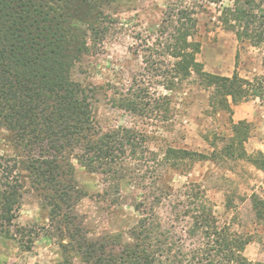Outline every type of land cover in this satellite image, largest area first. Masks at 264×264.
Instances as JSON below:
<instances>
[{
  "label": "trees",
  "instance_id": "trees-1",
  "mask_svg": "<svg viewBox=\"0 0 264 264\" xmlns=\"http://www.w3.org/2000/svg\"><path fill=\"white\" fill-rule=\"evenodd\" d=\"M116 1L0 0V128L13 150L0 154V233L12 237L8 226L28 183L60 233L62 264H73L70 252L84 264H264L244 255L252 236L220 221L198 182L175 186L172 177L186 175L202 161L244 160L264 172V153L245 148L246 120L230 118V133L208 153L173 146L158 152L150 149L149 135L141 130H103L95 122L93 89L72 72L90 46L96 48L114 27L103 6ZM223 1L172 0L166 5L156 39L144 44L143 62L170 94L150 101L147 87L132 83L119 97L121 107L143 114L152 111L147 107L154 102L152 108L166 111L172 94L185 83L207 92L212 113L230 116L239 102L264 97V75H219L197 60V15ZM228 1L219 10L222 25L240 41L263 44L262 4ZM72 160L87 172L104 175L115 191L125 182L140 183L143 192L133 205L139 216L120 243L117 235L90 238L77 220L74 208L85 193L76 184ZM251 201L255 218L264 222V198L253 192ZM160 209H167L165 219Z\"/></svg>",
  "mask_w": 264,
  "mask_h": 264
},
{
  "label": "rangeland",
  "instance_id": "rangeland-1",
  "mask_svg": "<svg viewBox=\"0 0 264 264\" xmlns=\"http://www.w3.org/2000/svg\"><path fill=\"white\" fill-rule=\"evenodd\" d=\"M170 1L118 0L103 6L115 20L114 27L96 48L90 46L72 72L77 81L93 89L91 106L95 122L103 130L117 126L141 130L149 135L150 149L158 152L173 146L208 153L214 144L220 143V137L230 133V118L234 122L243 119L249 123L247 152L264 153V97L239 102L233 106L230 116L225 112L212 113L207 92L194 83H185L172 94L166 111L152 108L154 102L147 107L152 111L143 114L120 106L119 97L132 83L146 86L150 101L170 94L158 83L160 76H152V71L144 69L143 62L144 44L150 45L156 39ZM256 1L264 7V0ZM184 2L192 4L194 0ZM230 4L228 0L210 4L207 11L197 15L194 35L200 43L197 60L211 73L230 76L237 72L246 79L261 77L264 75V43L253 46L246 40L240 41L218 18L222 6ZM4 134L0 128V154H10L13 150L4 141ZM72 163L76 184L85 193L74 208L77 220L90 238L117 235L120 243L139 216L133 205L143 192L140 183L125 182L115 191L104 175L87 172L74 160ZM172 177L175 186L187 181L198 182L220 221H227L238 233L252 236L244 255L249 260L264 262V222L255 218L251 201L253 192L264 198L263 171L244 160L217 164L202 161L186 175L173 174ZM25 188L16 217L8 226L12 237L6 238L0 233V264H62L60 233L48 220L47 209L42 207L37 193L28 183ZM166 210L160 209L164 219ZM185 246L189 248L190 241L185 240ZM70 254L73 264H84L79 257Z\"/></svg>",
  "mask_w": 264,
  "mask_h": 264
}]
</instances>
